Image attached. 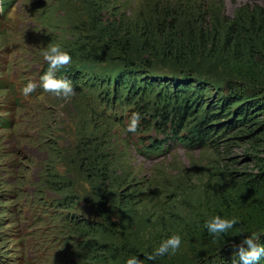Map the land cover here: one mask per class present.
<instances>
[{"label":"rangeland","instance_id":"obj_1","mask_svg":"<svg viewBox=\"0 0 264 264\" xmlns=\"http://www.w3.org/2000/svg\"><path fill=\"white\" fill-rule=\"evenodd\" d=\"M4 1L0 264H126L174 233L182 236L175 254L145 264H233L238 233L264 242L243 221L264 196V0H9L5 9ZM49 43L79 69L68 99L39 86L22 92L39 85ZM142 74L165 80L172 95L202 79L224 100L232 85L238 95L225 99L217 138L205 146L172 138L158 83L125 99ZM114 80L127 84L112 95ZM216 215L240 223L214 239L205 221Z\"/></svg>","mask_w":264,"mask_h":264},{"label":"trees","instance_id":"obj_2","mask_svg":"<svg viewBox=\"0 0 264 264\" xmlns=\"http://www.w3.org/2000/svg\"><path fill=\"white\" fill-rule=\"evenodd\" d=\"M8 5L9 0L4 1L3 8L5 9ZM241 35L242 34H238V37H241ZM262 45H264V37ZM163 50L165 51L164 47ZM78 70L76 68L66 67L59 73V75L65 76L67 78H72V84L74 86L79 82L77 78H81ZM180 74L183 76L187 74L188 78L194 76L192 73ZM89 75L90 74L86 71L84 77H89ZM145 76L146 75L142 74L141 80L134 79L132 84L126 86L128 89L127 94L124 96L125 99H136L137 95L140 96V99H142V93L145 92V89L147 90L150 84L156 86L158 83L159 89L161 88L163 91L162 94H158L157 96V103L159 104V107L163 109V111H160L159 113L162 117H167L169 119L172 128V138L178 139V142H181L186 146H205L211 140L217 138L216 136L214 137L213 133L216 130L215 125L217 124V120L219 119V114H222V111L227 108L224 104L225 99L231 95H238L236 93L237 91L233 89L232 85L224 89V100L223 96L219 92L216 95L211 94L208 90L210 85L206 83V80L202 79L194 80V82L190 83L188 88H182L179 93L172 95L170 89L167 90L163 86L166 85L165 80H161L159 77H156L155 80H152L151 78H146ZM187 76H185L184 78H186ZM170 81L171 83H173L178 80L177 77H172L170 78ZM261 81L264 84V78H262ZM257 82H259L258 79ZM193 83H198L196 88H194L195 86H193ZM125 84H127V81L123 80V82L118 85V87H116V82L114 80L115 88L112 91V95H115V93L117 92L116 88L120 89V86ZM139 84H141V86ZM172 88H174V86ZM212 95L214 97H211ZM218 96L221 97L219 98ZM213 99L216 100L215 102H219L217 104H213L212 102L211 104V101H213ZM144 104L145 102L140 103V105ZM208 104L210 105L208 106ZM201 106L202 108L205 107L207 111H205L203 114H196V110L198 109L199 111V107ZM182 129H184V132L183 134H180V131ZM164 145L165 142L155 143L150 149V152H161L164 148ZM244 212L245 213L243 214V221L245 223V226L251 225L253 226V229L264 231V196L263 199H261L258 203L248 206ZM210 255L213 259L214 254ZM260 264H264V260H262Z\"/></svg>","mask_w":264,"mask_h":264},{"label":"clouds","instance_id":"obj_3","mask_svg":"<svg viewBox=\"0 0 264 264\" xmlns=\"http://www.w3.org/2000/svg\"><path fill=\"white\" fill-rule=\"evenodd\" d=\"M43 59L47 62V70L40 77V83L29 81L22 89L25 96L33 93L39 86L45 92L61 99H68L74 95L75 89L72 82L59 73L72 62V56L60 44L49 43L42 50ZM139 112L133 113L130 122L127 125V131L135 133L138 130L141 121ZM240 221L235 216L216 215L205 221L207 233L215 238L228 234L238 225ZM239 244H232V250L235 252L233 264H260L264 260V242H261L256 232L243 233ZM182 236L178 233L170 235L161 241L158 247L151 253L144 254V258L138 255H132L126 259V264H145V261L155 262L157 258L165 255H174L181 247Z\"/></svg>","mask_w":264,"mask_h":264}]
</instances>
